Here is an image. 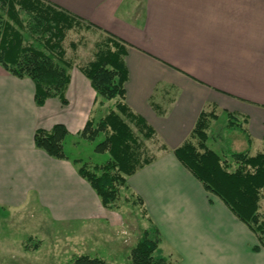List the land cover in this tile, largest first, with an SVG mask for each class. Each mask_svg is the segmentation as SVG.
Here are the masks:
<instances>
[{
    "label": "crops",
    "instance_id": "obj_1",
    "mask_svg": "<svg viewBox=\"0 0 264 264\" xmlns=\"http://www.w3.org/2000/svg\"><path fill=\"white\" fill-rule=\"evenodd\" d=\"M41 1L76 17L82 29L94 25L127 45L125 103L155 133L144 142L153 161L127 185L143 201V231L157 232L155 256L170 264H264V248L253 251L255 235L174 155L200 113L212 110L217 121L225 113L237 117L250 147L263 150L264 0ZM69 76L67 103L50 98L38 107L33 82L0 66V216L32 214L79 242L101 228L116 232L120 223L72 163L95 93L78 67ZM57 124L69 132L68 160L33 142L37 130Z\"/></svg>",
    "mask_w": 264,
    "mask_h": 264
},
{
    "label": "trees",
    "instance_id": "obj_2",
    "mask_svg": "<svg viewBox=\"0 0 264 264\" xmlns=\"http://www.w3.org/2000/svg\"><path fill=\"white\" fill-rule=\"evenodd\" d=\"M90 27L100 32L102 38L94 45L92 60L78 70L95 93L94 103L102 106L103 102H112V105L101 117L89 118L76 138L89 143L98 140L94 153L108 154L109 159L102 164H93L78 158L72 163L103 208L120 212L124 192V203L130 208H138L145 218L143 201L130 191L127 179L153 161L144 142L153 139L155 133L125 103L127 45L94 25ZM75 29H82L76 17L41 0H0V66L16 78L33 82L34 102L38 107L50 98L67 103L64 95L73 64L66 59L62 44L67 33ZM69 46L72 50L76 48L73 43ZM154 108L158 110L156 106ZM225 115L224 130H238L250 148L251 138L241 122L231 113ZM215 121L214 110L202 111L189 139L174 151V155L205 192L220 199L255 235L258 245L253 251H257L264 248V221L259 213L260 197L264 193V147L254 156L248 152L218 155L206 144L208 131ZM68 137L67 129L57 124L49 131L37 130L33 142L49 157L68 160L64 147ZM150 233L144 230L130 251V263L170 264L167 258L155 256L159 239L156 231L154 237ZM32 248L35 250L38 245L35 243ZM67 264L107 263L101 258L78 255Z\"/></svg>",
    "mask_w": 264,
    "mask_h": 264
},
{
    "label": "rangeland",
    "instance_id": "obj_3",
    "mask_svg": "<svg viewBox=\"0 0 264 264\" xmlns=\"http://www.w3.org/2000/svg\"><path fill=\"white\" fill-rule=\"evenodd\" d=\"M101 38L102 34L96 30L75 29L68 32L62 44L66 59L73 64V67L84 66L92 60L94 45ZM71 43L76 45L73 50L69 46ZM111 105L112 102H103L102 106L95 104L91 116L101 117ZM224 125H226L224 118L212 122L206 143L212 151L220 156H226L229 152H248L254 156L261 151L259 143L255 142L248 148L243 135L238 130H224ZM97 142L98 140L94 143L84 141L77 151L73 150L70 154L83 161L102 164L109 159V156L94 153L93 148ZM124 196L123 192L121 210L115 216L120 225L112 229L116 232L101 228L97 230L94 238L79 242H73L70 235L67 239L70 241L67 242L66 237L63 239L61 233L50 230L52 227L50 224H44L40 217L32 214L11 212L0 216V264H67L76 256L85 253L90 257L101 258L107 264H131L130 251L144 232L142 228H145L143 223L145 219L138 208H130L124 203ZM259 208V213L264 218V193L260 197ZM150 232L154 237L152 231ZM28 239L30 241H27ZM35 243L38 248L34 250L32 246Z\"/></svg>",
    "mask_w": 264,
    "mask_h": 264
}]
</instances>
